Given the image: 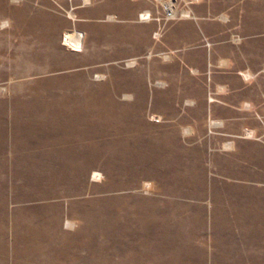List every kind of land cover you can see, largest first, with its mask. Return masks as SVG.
<instances>
[{"label":"rangeland","instance_id":"obj_1","mask_svg":"<svg viewBox=\"0 0 264 264\" xmlns=\"http://www.w3.org/2000/svg\"><path fill=\"white\" fill-rule=\"evenodd\" d=\"M0 264H264V0H0Z\"/></svg>","mask_w":264,"mask_h":264},{"label":"built area","instance_id":"obj_2","mask_svg":"<svg viewBox=\"0 0 264 264\" xmlns=\"http://www.w3.org/2000/svg\"><path fill=\"white\" fill-rule=\"evenodd\" d=\"M167 14H168V16H170V15H171L169 12H168Z\"/></svg>","mask_w":264,"mask_h":264},{"label":"bare ground","instance_id":"obj_3","mask_svg":"<svg viewBox=\"0 0 264 264\" xmlns=\"http://www.w3.org/2000/svg\"><path fill=\"white\" fill-rule=\"evenodd\" d=\"M145 18V17H144ZM98 175V174H97Z\"/></svg>","mask_w":264,"mask_h":264}]
</instances>
